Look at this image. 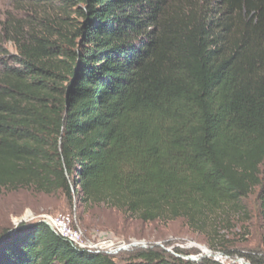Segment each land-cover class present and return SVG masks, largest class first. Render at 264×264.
Returning a JSON list of instances; mask_svg holds the SVG:
<instances>
[{"label": "trees", "instance_id": "obj_1", "mask_svg": "<svg viewBox=\"0 0 264 264\" xmlns=\"http://www.w3.org/2000/svg\"><path fill=\"white\" fill-rule=\"evenodd\" d=\"M60 1L74 25L0 48V191L203 231L259 188L264 222V0ZM115 256L41 221L0 241V264H196Z\"/></svg>", "mask_w": 264, "mask_h": 264}, {"label": "rangeland", "instance_id": "obj_2", "mask_svg": "<svg viewBox=\"0 0 264 264\" xmlns=\"http://www.w3.org/2000/svg\"><path fill=\"white\" fill-rule=\"evenodd\" d=\"M35 3V0H0V48L4 53L17 54L16 40L22 43L28 41L31 34H43L46 23L60 26L64 23L74 25L77 21L74 9L66 8L65 11L60 0H55L53 5ZM59 26L54 30L59 31ZM258 195L259 188H256L243 201L244 214L230 213L198 231L190 228L183 218L142 222L104 205L82 207L75 202L70 205L60 193L1 190L0 235L5 229L19 227L20 222L42 221L44 216H72V225L80 228L88 238L102 233L120 244H139L119 252L120 257L115 256L118 263L152 249L196 264L206 258L221 264H250V258L264 257V222L259 212ZM208 253L211 256H207Z\"/></svg>", "mask_w": 264, "mask_h": 264}, {"label": "built area", "instance_id": "obj_3", "mask_svg": "<svg viewBox=\"0 0 264 264\" xmlns=\"http://www.w3.org/2000/svg\"><path fill=\"white\" fill-rule=\"evenodd\" d=\"M41 222L53 231V233L64 240L68 241L74 248L86 251L88 253L100 254L104 253L109 256H115L119 252L124 251L121 249L126 246L115 242V239L109 235L98 233L91 237H86L82 230L74 227L72 216H44ZM143 246V245H142Z\"/></svg>", "mask_w": 264, "mask_h": 264}, {"label": "water", "instance_id": "obj_4", "mask_svg": "<svg viewBox=\"0 0 264 264\" xmlns=\"http://www.w3.org/2000/svg\"><path fill=\"white\" fill-rule=\"evenodd\" d=\"M43 223H44V222H43ZM19 224H21L19 227L12 228V229L6 231V233H4L3 235H1V236H0V241L3 240L6 236H9V235L13 234L16 230H18L20 227H22V225L25 226V225H27L28 223H23V224H22V222H20ZM45 224H46V223H45ZM17 225H18V224H17ZM15 226H16V225H15ZM137 245H139V244L136 243V242H135V243L133 242V243H131V244H128V245L122 247L121 249L126 250V249H128V248H130V247H134V246H137ZM207 256H211V254L208 253Z\"/></svg>", "mask_w": 264, "mask_h": 264}, {"label": "bare ground", "instance_id": "obj_5", "mask_svg": "<svg viewBox=\"0 0 264 264\" xmlns=\"http://www.w3.org/2000/svg\"><path fill=\"white\" fill-rule=\"evenodd\" d=\"M209 252V251H208Z\"/></svg>", "mask_w": 264, "mask_h": 264}]
</instances>
